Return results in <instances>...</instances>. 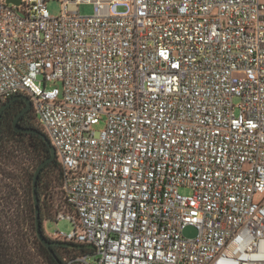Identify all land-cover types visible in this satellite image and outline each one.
I'll return each mask as SVG.
<instances>
[{"label":"built area","instance_id":"2783aa9c","mask_svg":"<svg viewBox=\"0 0 264 264\" xmlns=\"http://www.w3.org/2000/svg\"><path fill=\"white\" fill-rule=\"evenodd\" d=\"M16 95L73 211L51 240L94 264H264L261 0H0V107Z\"/></svg>","mask_w":264,"mask_h":264},{"label":"trees","instance_id":"16d2710c","mask_svg":"<svg viewBox=\"0 0 264 264\" xmlns=\"http://www.w3.org/2000/svg\"><path fill=\"white\" fill-rule=\"evenodd\" d=\"M29 118L31 127L27 129H36L47 137L44 130L39 126L32 109H30ZM10 141L12 146L8 149ZM9 156L16 159L11 164L14 165V168L24 172V175L22 178L18 177L20 179L19 186L14 185L6 190L5 187L8 184L4 179L11 178L14 180L15 177L10 172L0 168V264H67L81 256H92L94 251L85 245L65 243L72 246L51 245L47 248L36 236L30 187L33 173L29 169L32 165V171H35L37 166L50 156L49 148L43 139L37 134L16 132L12 128L2 125L0 128V158ZM11 157L8 158L9 161ZM24 160L32 164L25 166L23 165ZM46 171L49 172L48 184L43 183V175ZM49 183L57 186L61 195L62 209L54 212V214L47 210L45 191L49 188ZM37 195L42 232L48 241H53L44 233L43 222L54 220L53 218L60 211L68 214L73 212L62 197L61 171L56 157L41 170L37 181ZM61 252H74L75 255L63 257Z\"/></svg>","mask_w":264,"mask_h":264},{"label":"rangeland","instance_id":"374dc122","mask_svg":"<svg viewBox=\"0 0 264 264\" xmlns=\"http://www.w3.org/2000/svg\"><path fill=\"white\" fill-rule=\"evenodd\" d=\"M47 9L49 11V14L53 17H57L60 15L61 10H62V6L61 3L59 1H51L47 4ZM122 8H119V10H121ZM78 12L80 15L83 16H89L93 13V7L92 5L89 4H82L79 6L78 8ZM55 87L57 88H61L60 83H55L54 84ZM104 128L103 123H100L99 125H97L94 130H96L97 132L101 131ZM12 141V140H11ZM8 143V149L11 148L12 143ZM11 154V153H10ZM9 154V155H10ZM11 157V156H9ZM9 157H2L0 158V168L5 169L7 172H10L12 174V176L15 177V179H11V178H7L4 179L5 182H7V187H5L6 190H9L11 187L15 186H19L20 185V179L23 177V173L20 170L14 168V165L11 164V162L14 160V162L16 161L15 158H10V161L8 160ZM26 164H32L31 162L28 163L27 160L23 161V165L27 166ZM31 170V173L34 174V170L32 171V165L31 168L29 169ZM19 177V178H18ZM49 181V172L46 171L43 175V183H47L48 184ZM53 183H49V188L45 191L46 192V198H47V206L48 209L52 214H54V212L61 210L62 209V202H61V195L60 192L58 191V187L54 186ZM30 187H31V183H30ZM180 192L182 194H188L189 191L186 189H180ZM260 199V195H257L255 197V200L258 201ZM54 219V218H53ZM43 229H44V233L46 234V236L48 237V235L53 234L55 231H59L61 233L64 234H68L73 230V226L71 224V222L67 219H61L58 220V222H55L54 220H47L43 222ZM183 237L186 239H193L194 237H196L197 235V231L195 228L193 227H186L183 230L182 233ZM49 238V237H48ZM75 255L74 252H61V256H72ZM96 258L94 256H89L87 263L88 264H94Z\"/></svg>","mask_w":264,"mask_h":264},{"label":"water","instance_id":"95a60500","mask_svg":"<svg viewBox=\"0 0 264 264\" xmlns=\"http://www.w3.org/2000/svg\"><path fill=\"white\" fill-rule=\"evenodd\" d=\"M7 2L17 5L20 3V0H7ZM16 99H22L25 103V108L23 109L22 112L19 113V115L16 116V118L14 120V131L33 133V134L39 135L43 139V141L46 143V145L48 146L49 151H50V156L46 160L41 162L37 166V168L35 169L34 174H33V178H32V183H31L32 200H33V206H34V227H35L36 236H37L38 240L47 248H49L51 245L72 246L69 244L61 243V242L48 241V239L44 236V234L42 232L40 211H39V201H38V195H37V181H38L39 174H40L41 170L44 168L45 165H47L52 160H54L56 155H55V150H54L53 146L51 145L49 139L43 133H41L40 131H38L36 129H23V128L17 127L18 117L21 114H23L26 110L31 108V103H30V100L27 96H25V95L13 96L11 99H9L5 104H3L0 107V115H1L2 111ZM93 248H94L93 246H90V249H93Z\"/></svg>","mask_w":264,"mask_h":264},{"label":"flooded vegetation","instance_id":"af4514ba","mask_svg":"<svg viewBox=\"0 0 264 264\" xmlns=\"http://www.w3.org/2000/svg\"><path fill=\"white\" fill-rule=\"evenodd\" d=\"M25 108V103L22 99H16L11 104H9L0 115V128L2 125H6L14 130V120L20 112ZM31 109V108H30ZM30 109L26 110L17 119V125L21 128H30L31 120L29 118Z\"/></svg>","mask_w":264,"mask_h":264},{"label":"crops","instance_id":"0c3cea01","mask_svg":"<svg viewBox=\"0 0 264 264\" xmlns=\"http://www.w3.org/2000/svg\"><path fill=\"white\" fill-rule=\"evenodd\" d=\"M262 3H264V0H261Z\"/></svg>","mask_w":264,"mask_h":264}]
</instances>
